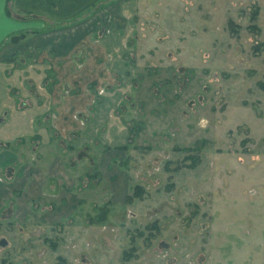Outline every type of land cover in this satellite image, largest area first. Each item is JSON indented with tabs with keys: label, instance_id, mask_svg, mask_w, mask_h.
Here are the masks:
<instances>
[{
	"label": "rangeland",
	"instance_id": "rangeland-1",
	"mask_svg": "<svg viewBox=\"0 0 264 264\" xmlns=\"http://www.w3.org/2000/svg\"><path fill=\"white\" fill-rule=\"evenodd\" d=\"M135 1L122 3L123 20L98 26L123 29L137 64L117 88L127 150L54 131L49 92L65 75L52 50L21 49L6 61L7 74L27 78L21 88L48 94L27 100L1 81L0 136L22 129L15 105L24 104L48 106L34 118L48 131L30 139V192L16 190L13 217L2 207L0 264H264V0ZM77 23L48 20L46 30ZM23 33L37 32L18 31L0 47L24 42L13 40ZM87 113L61 120L80 130Z\"/></svg>",
	"mask_w": 264,
	"mask_h": 264
},
{
	"label": "crops",
	"instance_id": "crops-1",
	"mask_svg": "<svg viewBox=\"0 0 264 264\" xmlns=\"http://www.w3.org/2000/svg\"><path fill=\"white\" fill-rule=\"evenodd\" d=\"M125 1L119 0L112 3L111 0H62L54 4L49 3L48 0H0V42L18 31L33 30L37 32L28 39L24 38V42L0 47V82L7 85L3 91L8 93L16 87L20 93L28 95L27 100L31 98L34 101H41L38 99L47 97L48 93L43 88L37 89L38 99L33 93L21 88L28 84L27 78L23 80V85L21 76L17 75L20 74L19 70L15 69L7 74L6 69L10 66L6 61L21 49L28 50L39 47L43 51L52 50L55 54L53 61L56 64V69L59 71L62 69L65 75L58 77L53 93L49 92L52 106L57 110L53 116L60 118H55V122L52 124L54 131L63 133L79 131L80 135L77 136V139L81 141V144L88 145L95 142L109 144L111 141L115 149L127 150L129 148L127 142L131 139V130L128 129L126 121L117 114L122 106L120 103L124 99L121 96L123 93H117V88L124 83V77H133L137 70V64L128 61L126 57L128 51L131 50L126 42L123 43L124 38L121 40L123 29H104L102 25L98 29V26L104 22L112 24L113 19L123 20L125 15L123 16L122 13V3L124 4ZM134 3L137 5L139 1L136 0ZM24 14L28 18L35 15L40 19L37 24L30 21L31 19L26 21L24 17H21ZM48 20L54 23H61V21H78L79 23L68 29H62L59 25L46 30V21ZM116 36L120 41L118 44L114 43ZM132 51L140 52V48L136 47ZM28 77L29 80L33 78L35 83L42 82L41 76L31 78L28 75ZM101 86H104V89L109 92L99 97L97 90ZM110 89H113V92ZM115 90L116 92H114ZM63 99L67 105L60 103ZM109 100L111 103L107 104ZM112 102H117V104L113 105ZM23 107L24 109L15 105V110L18 111L17 115L27 118V121L24 118L22 124L19 125L22 129H18L12 137L5 134L0 136V213L2 207L6 206L7 208H4L3 211H7L10 218L13 217L11 210L15 206L16 190L29 188L28 192H30L31 170L24 165L25 160H27L26 164L30 165L32 158L33 146L30 139L35 133H47L48 131L47 126L36 128L37 125L34 124L35 119L39 124L38 118L47 115L48 106L46 104L37 105L34 111L28 104H24ZM78 111H88L86 115L88 120H86L87 124L84 128L78 130L77 125L61 120L62 115L69 116V113ZM0 116H2L0 118L1 126L3 122L7 121V114L3 113ZM24 123H27L29 128H26ZM104 129L108 131L106 140L102 134ZM42 146L40 143L39 148ZM43 155L44 153L39 157L41 158ZM21 159L23 162L19 163ZM17 164H20L21 167Z\"/></svg>",
	"mask_w": 264,
	"mask_h": 264
},
{
	"label": "trees",
	"instance_id": "trees-1",
	"mask_svg": "<svg viewBox=\"0 0 264 264\" xmlns=\"http://www.w3.org/2000/svg\"><path fill=\"white\" fill-rule=\"evenodd\" d=\"M26 37V34L25 33H23V34H21V35H19V36H15L14 38H13V40L16 42H18V41H20V40H22V39H24Z\"/></svg>",
	"mask_w": 264,
	"mask_h": 264
},
{
	"label": "water",
	"instance_id": "water-1",
	"mask_svg": "<svg viewBox=\"0 0 264 264\" xmlns=\"http://www.w3.org/2000/svg\"><path fill=\"white\" fill-rule=\"evenodd\" d=\"M0 244L3 245V246H5V245L7 244L5 238H3V239L1 240Z\"/></svg>",
	"mask_w": 264,
	"mask_h": 264
}]
</instances>
